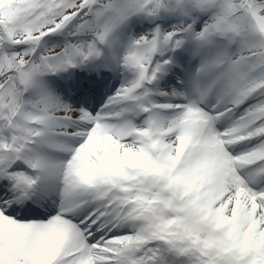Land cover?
Instances as JSON below:
<instances>
[{
  "label": "snow or ice",
  "instance_id": "snow-or-ice-1",
  "mask_svg": "<svg viewBox=\"0 0 264 264\" xmlns=\"http://www.w3.org/2000/svg\"><path fill=\"white\" fill-rule=\"evenodd\" d=\"M0 264H264V0H0Z\"/></svg>",
  "mask_w": 264,
  "mask_h": 264
},
{
  "label": "rangeland",
  "instance_id": "rangeland-1",
  "mask_svg": "<svg viewBox=\"0 0 264 264\" xmlns=\"http://www.w3.org/2000/svg\"><path fill=\"white\" fill-rule=\"evenodd\" d=\"M103 99H104V98H103ZM103 99H101L100 102H101V101L103 102ZM102 102H101V103H102Z\"/></svg>",
  "mask_w": 264,
  "mask_h": 264
}]
</instances>
